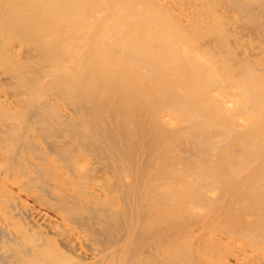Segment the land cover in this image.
Returning a JSON list of instances; mask_svg holds the SVG:
<instances>
[{
    "label": "bare ground",
    "instance_id": "1",
    "mask_svg": "<svg viewBox=\"0 0 264 264\" xmlns=\"http://www.w3.org/2000/svg\"><path fill=\"white\" fill-rule=\"evenodd\" d=\"M0 264H264V0H0Z\"/></svg>",
    "mask_w": 264,
    "mask_h": 264
},
{
    "label": "rangeland",
    "instance_id": "2",
    "mask_svg": "<svg viewBox=\"0 0 264 264\" xmlns=\"http://www.w3.org/2000/svg\"><path fill=\"white\" fill-rule=\"evenodd\" d=\"M186 151H189V150H187V149H184V152H186Z\"/></svg>",
    "mask_w": 264,
    "mask_h": 264
}]
</instances>
